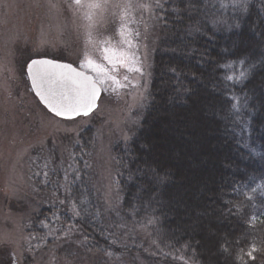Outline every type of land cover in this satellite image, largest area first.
Instances as JSON below:
<instances>
[{"label": "trees", "instance_id": "obj_1", "mask_svg": "<svg viewBox=\"0 0 264 264\" xmlns=\"http://www.w3.org/2000/svg\"><path fill=\"white\" fill-rule=\"evenodd\" d=\"M227 2L155 7L146 106L130 137L112 145L117 213L100 202L93 171L77 164L94 152L88 128L70 155L80 173L67 181L73 205L30 216L42 240L57 213L77 232L58 243L45 239L56 264H143L135 233L144 230V245L155 252L144 264H158L162 254L194 264H264V13L262 0H248L246 14ZM194 110L197 118L188 120ZM253 247L255 260L247 255Z\"/></svg>", "mask_w": 264, "mask_h": 264}, {"label": "rangeland", "instance_id": "obj_2", "mask_svg": "<svg viewBox=\"0 0 264 264\" xmlns=\"http://www.w3.org/2000/svg\"><path fill=\"white\" fill-rule=\"evenodd\" d=\"M129 3L153 7L151 11L125 8ZM155 3L0 0V264H56L54 247L46 249L47 238L58 243L77 235L57 213L54 228L44 225L42 240L33 231L30 216L43 206L73 205L66 198L67 181L80 173L71 168L70 155L78 136L88 128L95 133L94 152L89 161L77 157V164L93 171L100 202L107 212L117 213L120 196L112 145L130 137L146 106L156 41ZM40 58L70 63L94 77L88 61L99 64L104 73L96 78L104 83L98 84L102 89L98 109L69 121L50 114L33 94L26 75L28 62ZM195 111L188 120L197 118ZM45 187L54 190L50 194ZM135 235L141 236L135 248L144 254L136 259L147 263L155 256L151 246L144 245L148 234L144 230ZM157 258L158 264H194L182 255Z\"/></svg>", "mask_w": 264, "mask_h": 264}, {"label": "snow or ice", "instance_id": "obj_3", "mask_svg": "<svg viewBox=\"0 0 264 264\" xmlns=\"http://www.w3.org/2000/svg\"><path fill=\"white\" fill-rule=\"evenodd\" d=\"M75 2L79 4L80 0H75ZM233 3L242 14L250 11L248 0H233ZM154 6L159 9L164 8L160 0H156ZM124 7H138L145 11H151L153 6L146 3L136 5L129 3L125 4ZM221 7H226V5L222 4ZM184 10H194V8L190 6ZM260 11L264 13V0L261 2ZM221 22L219 18L213 20L214 24ZM234 26L239 28L240 25L235 24ZM231 27L232 25L229 26V28ZM105 59L109 58L106 56ZM262 60H264V57H262ZM88 63L93 65L92 71L96 73V77L104 73V69L99 64H93L92 61H88ZM32 65L47 66L37 67L35 74L32 76V84L40 102L55 116L65 120H75L78 116H89L95 111L98 97L101 95L98 84H103V80H98L94 76L77 71L76 67L71 64H61L53 60H33L29 67L31 68ZM251 67H255V65ZM245 76L246 73L242 71L239 77H236V80L239 81ZM112 79L115 80V77H112ZM227 79L231 81L234 77L229 75ZM77 215L79 214L77 213ZM255 251L257 249L253 247L252 251L247 253L248 257L255 260L253 255Z\"/></svg>", "mask_w": 264, "mask_h": 264}, {"label": "water", "instance_id": "obj_4", "mask_svg": "<svg viewBox=\"0 0 264 264\" xmlns=\"http://www.w3.org/2000/svg\"><path fill=\"white\" fill-rule=\"evenodd\" d=\"M33 60H52V59L40 58V59H33ZM33 60H31V61H33ZM31 61H30V62L28 63V65H27L26 72H27V76H28V79H29V83H30L31 89H32L34 95L37 97V99H38L39 102H40V99H39V97L36 95V91H35V89H34V87H33V84H32V76L35 74L37 67H47V66L32 65L31 68H30L29 66L31 65ZM53 61H56V60H53ZM56 62L61 63V64H69V63H65V62H61V61H56ZM73 67H74V66H73ZM76 69H77V68H76ZM77 71H81V70L77 69ZM81 72H83V71H81ZM84 73H85V72H84ZM85 74L92 76L91 74H88V73H85ZM98 87L100 88L99 85H98ZM100 92H101V94H102V90H101V88H100ZM100 97H101V95L98 97V102H99ZM40 103H41L42 106H44V104H43L42 102H40ZM44 107H45V106H44ZM97 107H98V104H97V106L95 107V110L97 109ZM45 109H46L47 111H49L46 107H45ZM49 112H50V111H49ZM50 113H51V112H50ZM51 114L54 115L53 113H51ZM54 116H55V115H54ZM56 117H57V116H56ZM78 117H81V116H78ZM78 117H77V118H78ZM85 117H86V116H85ZM58 118H61V117H58ZM61 119H63V118H61Z\"/></svg>", "mask_w": 264, "mask_h": 264}]
</instances>
